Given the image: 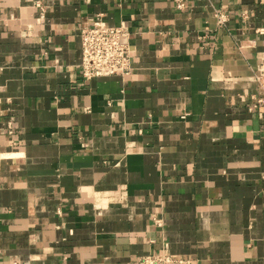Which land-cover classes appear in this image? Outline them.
Segmentation results:
<instances>
[{"label": "crops", "instance_id": "0c3cea01", "mask_svg": "<svg viewBox=\"0 0 264 264\" xmlns=\"http://www.w3.org/2000/svg\"><path fill=\"white\" fill-rule=\"evenodd\" d=\"M97 16L131 75L81 78ZM263 59L264 0H0V264H264Z\"/></svg>", "mask_w": 264, "mask_h": 264}, {"label": "built area", "instance_id": "2783aa9c", "mask_svg": "<svg viewBox=\"0 0 264 264\" xmlns=\"http://www.w3.org/2000/svg\"><path fill=\"white\" fill-rule=\"evenodd\" d=\"M188 0H174L177 10H185ZM217 28H223L230 21L222 10L213 14ZM132 33L125 26H108L97 16L80 29L81 61L80 76L85 81L101 77H127L133 72L130 40ZM257 104H264V59L255 76ZM253 107H257L256 105ZM12 134V127H9ZM130 264H193L189 258L174 257L166 253H152L138 258Z\"/></svg>", "mask_w": 264, "mask_h": 264}]
</instances>
